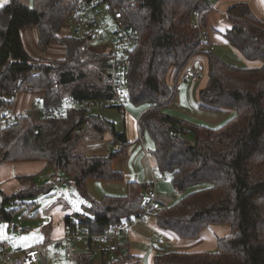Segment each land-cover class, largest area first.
Returning <instances> with one entry per match:
<instances>
[{
    "label": "trees",
    "instance_id": "16d2710c",
    "mask_svg": "<svg viewBox=\"0 0 264 264\" xmlns=\"http://www.w3.org/2000/svg\"><path fill=\"white\" fill-rule=\"evenodd\" d=\"M95 1L108 9L123 8L135 34V44L126 50L129 67L122 95L128 104L146 108L140 115L139 132L152 141L157 174L180 194L153 211L156 225L182 239L197 238L208 225L228 224L231 229L217 240L214 250H156L152 264H264V21L244 2L227 10L231 27L224 38L238 56L259 63L238 67L222 60L204 41L211 11L208 0ZM73 8L72 0H31L29 6L8 0L0 7V67L11 60L0 76V111L10 109L19 92L42 93L41 104L34 103L13 123L0 126V163L45 162L53 176H63L83 199L81 210L64 217L65 229L96 234L134 221L141 213L146 188L130 181L124 194H104L99 201L86 192L90 181L124 182L112 162L126 154L127 141L114 133L118 147L101 158L73 149L78 143L102 138L111 122L95 114V109L73 108L71 100L94 103L113 92L104 83L110 52L90 53L93 40L58 35ZM32 27L39 31L41 50L56 41L65 47L64 58H32L20 35L22 29ZM201 54L206 63L201 62L203 73L197 81L205 77L206 84L198 107L231 110V116L218 126L192 124L164 112L176 93L167 83L171 70L177 79L183 67ZM44 184L45 189L32 182L10 196L0 191V222L9 223L17 211L34 205L32 199L38 193L49 195L52 184ZM197 185L202 187L192 189ZM49 245L62 255L58 263L139 262L126 251L121 238L112 251L108 243L91 237L70 240L67 260L63 247ZM97 249L100 254L95 256Z\"/></svg>",
    "mask_w": 264,
    "mask_h": 264
},
{
    "label": "crops",
    "instance_id": "0c3cea01",
    "mask_svg": "<svg viewBox=\"0 0 264 264\" xmlns=\"http://www.w3.org/2000/svg\"><path fill=\"white\" fill-rule=\"evenodd\" d=\"M7 1L0 0V7ZM16 1L26 6L31 4V0ZM208 1L211 11L208 16L207 32L204 38L208 47L228 64L238 67L259 65L258 62H250L238 56L229 46L223 33L231 27V23L227 17V10L237 2L246 3L253 14L264 21V0ZM20 35L25 50L34 59L54 61L63 59L65 56V47L56 41H52L45 50H41L38 45L39 31L35 27L22 29ZM58 35L60 37L70 36V28L67 23L62 25ZM195 61L206 63V56L201 54L197 59L193 60V62ZM173 71L172 69L168 77L167 83L169 87L180 81L179 77L175 79ZM205 84V77H202L195 83H181V89L175 93L171 101V110L176 115H185L183 117H187L189 120L178 116L175 117L192 124H201L204 121L215 124L231 116V110L228 109L204 111L198 107L199 95L204 89ZM41 99L42 93L19 92L16 94L10 110L16 114H23L31 109L34 103L41 104ZM145 109L142 106H133L126 103L125 111L111 107L94 110L95 114L110 121L111 127L104 132L100 139L86 141L83 144L78 143L73 147L74 151L86 157H105L118 147V144L114 142V133L124 135L127 143L126 154L116 158L112 162V169L123 174L124 182H88L85 189L93 200H101L104 194H124L127 190V183L131 181L144 185L146 188L144 192L148 186L153 185L156 200L160 205L172 203L175 190L168 179H162L157 174L155 170L156 161L152 154V145L148 149L143 134V147L137 140L140 115ZM1 114L2 112L0 111ZM52 173L53 170L47 167L43 161L0 163V191L10 196L32 182H38V179L52 184V181L48 179L49 176H53ZM154 173L157 177H154ZM54 175L59 176L57 174ZM66 206L65 202L61 203L53 212L59 225L52 232L50 239L44 243L45 250L48 249L47 251H50L49 244L60 239L66 231L63 219L65 216L71 215ZM66 210L68 212L61 213V211ZM230 232L231 229L228 224L208 225L201 230L197 238L182 239L170 230L159 228L156 225L154 212H152L147 214L141 221H135L130 232L122 236L121 240L126 247V251L138 258V264H152V258L156 250L172 248L182 252L211 251L215 249L217 240L228 236ZM55 264L62 263L55 261Z\"/></svg>",
    "mask_w": 264,
    "mask_h": 264
},
{
    "label": "built area",
    "instance_id": "2783aa9c",
    "mask_svg": "<svg viewBox=\"0 0 264 264\" xmlns=\"http://www.w3.org/2000/svg\"><path fill=\"white\" fill-rule=\"evenodd\" d=\"M74 8L68 16L67 25L70 28V35L78 38L93 40L107 46L111 54L109 62V72L104 78V83L113 88L111 96L98 102L71 100L73 108H82L88 112L92 109L118 106L120 111H125L126 99L123 98V79L127 74L129 60L126 50L135 44V34L129 27L123 8L99 6L95 0H72ZM203 38V33L200 39ZM203 73V64L195 61L186 64L180 74V81L170 86L172 92L181 89V83H192L197 81ZM152 106H155L153 104ZM151 106V107H152ZM149 107V109L151 108ZM19 114L10 109H5L0 115V126H8L13 123ZM138 143L143 147L142 135L138 131ZM154 177L157 175L154 173ZM162 179H165L162 177ZM160 204L156 200L155 188L148 186L147 190L141 195V213L131 222H120L117 226L106 228L102 233L90 234L86 229H68L63 236L55 241L53 245L64 248L63 258L69 259L71 251L68 249L70 240L88 239L93 241L106 242L110 251L117 247L118 239L130 232L135 221H141L144 216L157 209ZM95 256L100 254L97 249L93 253ZM55 259L62 255L56 250ZM55 260V261H56ZM0 264H52L46 255L44 244H33L24 249H15L7 240L0 241Z\"/></svg>",
    "mask_w": 264,
    "mask_h": 264
},
{
    "label": "rangeland",
    "instance_id": "374dc122",
    "mask_svg": "<svg viewBox=\"0 0 264 264\" xmlns=\"http://www.w3.org/2000/svg\"><path fill=\"white\" fill-rule=\"evenodd\" d=\"M90 45V53H98L103 51L108 53V48L105 45L95 41H91ZM171 108L172 105L165 108L164 112L171 114L172 116H178L185 120H189L187 117H183L185 115H176L171 110ZM227 118L215 124L206 121L202 123L211 126H218ZM144 139L148 149L151 148V145L153 147L151 139L146 134H144ZM48 179L52 181L53 187L49 195H46L45 193H38L32 199L35 202L34 205L25 206L21 210L17 211L11 222H0V241L7 240L14 248L18 249L28 248L33 244H44L48 239H50L52 232L55 231L59 225V223L56 222L53 212L58 208L59 205H61V203L65 202L67 204L66 207L70 211L71 215L81 210L80 207L83 204V199L70 182L65 180L63 176H49ZM44 183L46 182L38 179V184L42 185L43 189L46 188ZM200 187H202V185L194 186L192 189H197ZM179 196L180 194L175 191V196L173 195L172 202L177 200ZM68 210L61 211V213L68 212ZM47 250V257L53 264H55L56 259L54 257V250L52 246H49L50 251ZM62 264L72 263L64 262Z\"/></svg>",
    "mask_w": 264,
    "mask_h": 264
},
{
    "label": "water",
    "instance_id": "95a60500",
    "mask_svg": "<svg viewBox=\"0 0 264 264\" xmlns=\"http://www.w3.org/2000/svg\"><path fill=\"white\" fill-rule=\"evenodd\" d=\"M11 64V60H8L3 66L0 67V76L3 75Z\"/></svg>",
    "mask_w": 264,
    "mask_h": 264
}]
</instances>
